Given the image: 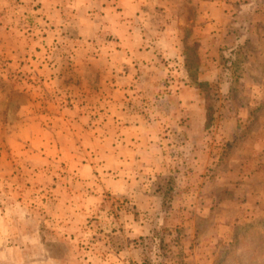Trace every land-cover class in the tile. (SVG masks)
<instances>
[{"label": "rangeland", "instance_id": "1", "mask_svg": "<svg viewBox=\"0 0 264 264\" xmlns=\"http://www.w3.org/2000/svg\"><path fill=\"white\" fill-rule=\"evenodd\" d=\"M0 264H264V0H0Z\"/></svg>", "mask_w": 264, "mask_h": 264}, {"label": "crops", "instance_id": "2", "mask_svg": "<svg viewBox=\"0 0 264 264\" xmlns=\"http://www.w3.org/2000/svg\"><path fill=\"white\" fill-rule=\"evenodd\" d=\"M120 1H118L117 3H119ZM111 18H113L114 19V17H111ZM116 18V17H115ZM113 19H111V20H113ZM117 99H116V97L115 96H112V103H114L115 101H116ZM108 103H110V101L108 100ZM112 119H113V117H111Z\"/></svg>", "mask_w": 264, "mask_h": 264}, {"label": "trees", "instance_id": "3", "mask_svg": "<svg viewBox=\"0 0 264 264\" xmlns=\"http://www.w3.org/2000/svg\"><path fill=\"white\" fill-rule=\"evenodd\" d=\"M210 119H211V118H210V116L208 115V121H210Z\"/></svg>", "mask_w": 264, "mask_h": 264}]
</instances>
